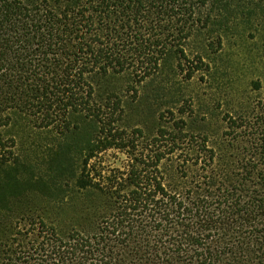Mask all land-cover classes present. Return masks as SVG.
<instances>
[{
  "label": "trees",
  "instance_id": "trees-1",
  "mask_svg": "<svg viewBox=\"0 0 264 264\" xmlns=\"http://www.w3.org/2000/svg\"><path fill=\"white\" fill-rule=\"evenodd\" d=\"M147 89L150 131L123 99ZM0 148V264H264V0H0ZM28 193L78 223L15 221Z\"/></svg>",
  "mask_w": 264,
  "mask_h": 264
},
{
  "label": "rangeland",
  "instance_id": "rangeland-1",
  "mask_svg": "<svg viewBox=\"0 0 264 264\" xmlns=\"http://www.w3.org/2000/svg\"><path fill=\"white\" fill-rule=\"evenodd\" d=\"M116 85L115 87L119 89H124L127 85V81L123 79H116L115 80ZM171 82L176 85H180V87H183V90L185 91V94L190 92H199L201 93V97L206 101L207 97L204 96V93L208 96V93H211L213 95L212 99H219L220 94L216 92L215 89L213 90H205V92L200 90V85L195 84L191 85L189 82H186V79L183 75H180L178 78L171 79ZM230 102L232 101V92L229 91ZM146 96L148 98H146ZM137 98H140L138 101ZM134 99V97L131 94H124L123 99L125 100V106L126 111H128V118L126 119V123L133 127L135 125H141L142 127H145L146 130L150 131L155 129L156 125L158 124V118L154 116V102L152 101V92L151 89L144 90L140 92L139 97ZM173 98H176L174 95H168L164 98L167 99V101H171ZM136 101V102H135ZM163 101V102H164ZM203 101V103H204ZM162 102V103H163ZM166 102V101H165ZM202 103V104H203ZM172 104V103H171ZM174 105V103L172 104ZM199 105V104H198ZM178 107H182L184 110H186L189 105L188 104H182ZM162 109L165 110L164 105H162ZM210 128L213 131H218L224 123L222 122V117H217L215 119L210 120ZM199 124L198 128L200 127ZM12 135L15 136L16 142H17V148L14 149L15 153L17 155H26L31 154L35 151V149L39 148L38 146H42L47 143V137L45 134H42L41 131L34 132L30 129H13L11 132ZM12 146L11 143L7 142V147L10 149ZM9 151V150H8ZM1 152V148H0ZM72 200V198L70 199ZM9 204L12 206V208L15 210L13 214V219L15 221H18L19 218H21L23 214H25V217L27 216H40L45 218L47 221L52 222L53 220L56 221V223L64 229V231L67 233L69 229H71L72 226H75L78 221L74 219L73 212L70 208L71 201L68 205V209L66 214L62 215L59 219H57L52 211V207L57 206L58 204L53 202L47 201L45 198L40 196L37 193H28L25 196L17 197V198H11L9 200ZM33 209L32 212H26ZM12 221L10 220L7 224L0 223V255L3 254L6 249L4 247L5 244H12V237L15 234V225H12ZM24 226L27 225L26 223L23 224ZM24 226H22L24 228ZM3 243V244H2Z\"/></svg>",
  "mask_w": 264,
  "mask_h": 264
}]
</instances>
